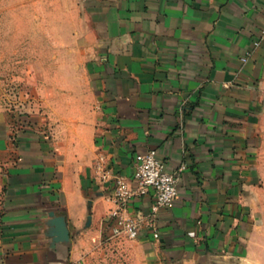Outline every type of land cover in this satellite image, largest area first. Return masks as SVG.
Returning <instances> with one entry per match:
<instances>
[{"label":"crops","instance_id":"crops-1","mask_svg":"<svg viewBox=\"0 0 264 264\" xmlns=\"http://www.w3.org/2000/svg\"><path fill=\"white\" fill-rule=\"evenodd\" d=\"M77 3L80 83L36 90L46 117L0 89V264H122L94 162L131 180L148 149L185 168L129 264H264V0Z\"/></svg>","mask_w":264,"mask_h":264},{"label":"rangeland","instance_id":"rangeland-1","mask_svg":"<svg viewBox=\"0 0 264 264\" xmlns=\"http://www.w3.org/2000/svg\"><path fill=\"white\" fill-rule=\"evenodd\" d=\"M85 33L77 0H0L2 93L22 102L29 114L37 111L46 117L35 91L55 81L61 86L80 83L87 56ZM128 243L115 241L111 249L117 248L118 254L111 258L129 264Z\"/></svg>","mask_w":264,"mask_h":264},{"label":"built area","instance_id":"built-area-1","mask_svg":"<svg viewBox=\"0 0 264 264\" xmlns=\"http://www.w3.org/2000/svg\"><path fill=\"white\" fill-rule=\"evenodd\" d=\"M263 39L264 30H261L253 41V48H257ZM249 54L248 51L241 57V61L245 62ZM184 168L185 165L182 164L176 170H168L156 149H148L136 156L133 175L129 180L115 172L104 155H98L94 162L98 181L113 184L112 194L108 198L112 207L106 217L109 226L107 238L129 241L136 239L142 230H148L153 238L157 239L159 236L157 214L161 208L171 205L176 199L179 177ZM149 192L153 201L146 214L130 210L133 198ZM65 264H83V260L78 259Z\"/></svg>","mask_w":264,"mask_h":264}]
</instances>
